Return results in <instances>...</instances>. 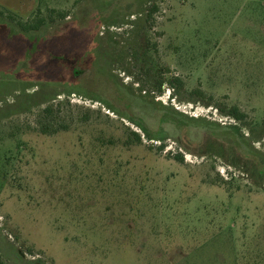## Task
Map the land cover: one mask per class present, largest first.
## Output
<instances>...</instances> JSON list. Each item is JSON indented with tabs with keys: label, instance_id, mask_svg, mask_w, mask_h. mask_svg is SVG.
I'll list each match as a JSON object with an SVG mask.
<instances>
[{
	"label": "rangeland",
	"instance_id": "rangeland-1",
	"mask_svg": "<svg viewBox=\"0 0 264 264\" xmlns=\"http://www.w3.org/2000/svg\"><path fill=\"white\" fill-rule=\"evenodd\" d=\"M40 17L0 26V262L264 264V0Z\"/></svg>",
	"mask_w": 264,
	"mask_h": 264
},
{
	"label": "trees",
	"instance_id": "trees-1",
	"mask_svg": "<svg viewBox=\"0 0 264 264\" xmlns=\"http://www.w3.org/2000/svg\"><path fill=\"white\" fill-rule=\"evenodd\" d=\"M46 1H48V0H40V3H39V5H38V7H37V9H36V11H35V13L33 14V16L30 18V19H28V20H26V21H22L20 18H18L17 16H15V15H13V14H11V13H7V16L9 17V18H11V20L13 21V23L15 24V25H8V26H10L11 28V30L12 31H16V32H20L22 35H26V36H28L29 37V35L31 34V32H33V33H35L36 32V30H38V29H40L41 28V26L42 25H44V23H45V19L43 18V17H40V18H38L34 23H32V22H30V20L31 19H33V17L36 15V14H40L41 13V11H42V5L44 4V2H46ZM2 13L3 14H5L6 12H4V11H2ZM61 16L63 17V18H67V16H68V14H66L65 12H61ZM17 23V24H16ZM9 35V36H8ZM8 36V37H7ZM7 36L5 35V38L7 37V39H8V41L9 40H14L15 38H14V34H10V33H7ZM7 47H9V52H13L14 51V49H17V45H15L14 43H10V45L9 46H7ZM10 55V54H9ZM58 58H60L59 56H58ZM12 61V60H11ZM72 67L74 66L73 64L71 65ZM82 72V71H81ZM72 73L73 74H78V73H80V72H76V71H73L72 70ZM41 74V73H40ZM36 86H38V85H36ZM40 89H38L37 91H34L33 93H29V95H27L26 97H25V99L26 98H28V99H30V98H33V99H35L36 97H37V95L40 93V91H39ZM20 94H22V93H20ZM50 100H52V98H49V99H47V100H45V102L46 101H50ZM41 102H43V101H41ZM34 105L35 104H38L37 102L36 103H33ZM17 106V103H11L8 107L10 108V109H8L7 111H5L6 113H3V117H6V116H9L10 114H12V113H16L17 111H19L18 109H16V110H13V108L14 107H16ZM50 110V107L48 106V107H45V109H44V111L45 112H47V111H49ZM237 117H239L240 115L239 114H237L236 115ZM241 116H243V115H241ZM138 126H140V128H143V130H145V133H147L146 132V129L139 123V124H137ZM137 136H138V138H140V135H138L137 134ZM160 139H163V138H160ZM163 146V145H162ZM36 262L35 261H33V260H26V259H21L20 261H19V264H35ZM0 264H2V262H0Z\"/></svg>",
	"mask_w": 264,
	"mask_h": 264
},
{
	"label": "crops",
	"instance_id": "crops-1",
	"mask_svg": "<svg viewBox=\"0 0 264 264\" xmlns=\"http://www.w3.org/2000/svg\"><path fill=\"white\" fill-rule=\"evenodd\" d=\"M39 3L40 0H0V26L2 24H14L11 18L7 16V13L17 16L22 21L30 19L35 13ZM2 11L6 13L3 14Z\"/></svg>",
	"mask_w": 264,
	"mask_h": 264
}]
</instances>
